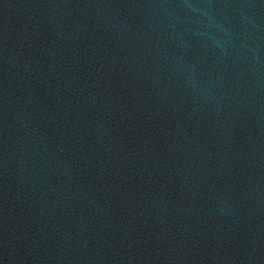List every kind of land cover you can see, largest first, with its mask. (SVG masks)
<instances>
[{
    "label": "water",
    "instance_id": "obj_1",
    "mask_svg": "<svg viewBox=\"0 0 264 264\" xmlns=\"http://www.w3.org/2000/svg\"><path fill=\"white\" fill-rule=\"evenodd\" d=\"M0 264H264V0H0Z\"/></svg>",
    "mask_w": 264,
    "mask_h": 264
}]
</instances>
